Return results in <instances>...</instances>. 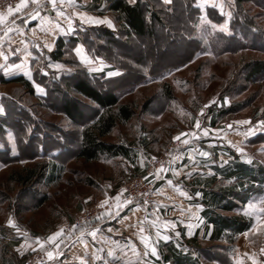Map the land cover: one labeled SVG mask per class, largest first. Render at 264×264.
I'll list each match as a JSON object with an SVG mask.
<instances>
[{
	"label": "rangeland",
	"instance_id": "374dc122",
	"mask_svg": "<svg viewBox=\"0 0 264 264\" xmlns=\"http://www.w3.org/2000/svg\"><path fill=\"white\" fill-rule=\"evenodd\" d=\"M195 5L199 13L193 24L192 36L198 40L199 49L187 58L189 60L184 57L192 43L176 32H165L163 25L156 23L150 25L152 31L149 36L124 38V44L109 47L102 30L113 29L115 24L110 13L102 7L103 11L96 9L92 12L101 13L99 19L107 18L112 26L95 24L94 27L100 28L98 37L91 28L93 26L82 23L80 18L72 22L71 30L66 25L67 36L75 37L78 43L69 42L64 60L46 67L45 81L51 87L49 105L41 104L38 95H29L15 84L2 85L6 95L18 98L22 111H17L15 119L16 111L11 107V117L0 118V264H24L32 255L43 252L49 236L60 232L62 226L71 223L83 208L92 205L110 207L109 212L112 213L108 217L113 218L109 220L111 226L107 229H110L111 236L105 233L99 236L98 231H94L93 236V231H89L93 222L75 228L69 236L60 237V242L54 247L60 246L58 253L61 251L65 257L62 264H129L117 256L121 252L109 250V237L127 241L126 237L134 238L139 233L137 224L142 225L139 220L118 223L121 216L135 206L149 221L152 220V224L163 222L174 225L172 221L178 217L185 225L197 219L195 208H189L184 200L154 199L158 186L153 190L149 208L142 207L138 202H123V188L132 178L126 179L127 172L120 162H85L75 157L76 139L81 127L98 110L89 100L78 97L86 118L84 121L73 123L61 112L63 99L73 96L65 81L74 77H84L103 90H113L119 95L120 102L134 106L133 117L127 123L117 125L106 139L135 144L139 143L138 137L144 135L148 138L151 155L147 163L151 158L163 155L174 138L180 137L177 139L178 146L169 153L156 182L164 176L165 169L172 165L171 161L175 160L178 152L183 151L191 155L185 158L188 164L181 172L178 170L173 175L169 174L177 180L179 175H202L203 169L199 164L206 158L201 155L204 148L218 149L216 159L220 164L233 159L226 152L227 148L243 163L250 164L247 162L250 159L251 163L264 166V74L250 79L246 76L249 63H264V9L247 0H195ZM84 10L91 12L89 6ZM173 10L176 21L182 23L186 14L181 3ZM166 13L162 12L163 19L170 24L173 14ZM85 14L92 17L88 15L90 13ZM243 21L253 25L242 26ZM225 23L227 31L221 30ZM78 46H83L88 62H82L77 56L75 48ZM139 57L141 62H138ZM109 58L113 63L107 61ZM57 64L62 67H55ZM145 65L150 73L146 72L144 76ZM118 66L127 68L126 79L109 85L108 80L124 73ZM109 72L120 74L109 76ZM166 85L170 96L165 94ZM40 88L43 90V87ZM146 100L149 102L145 106ZM197 121L199 128L196 127ZM240 121L249 123L241 124ZM204 130H207V135H204ZM185 140L188 143H184ZM61 146L65 148L61 149ZM237 148L243 151L238 152ZM211 157L214 165L212 153ZM61 162L60 174L52 183L43 177L23 186L11 178L13 173H20L24 168L39 163L46 166L57 163L60 166ZM190 165L195 166L190 168ZM48 171L49 167L45 175ZM122 176H125L124 179ZM261 197L264 198V192ZM257 202L259 205L255 204ZM257 202L243 206V213L251 220L250 229L246 232V239L249 240L259 235L264 238V225L254 230L258 225L257 217L264 220V211H261L264 199ZM160 212L162 218L159 217ZM131 217L134 218V215ZM9 219L13 225L8 224ZM260 242L264 243V240L256 243L253 240L255 253L244 254L245 259L238 260L253 264L250 257L254 256L258 264H264ZM203 246L210 245L204 243ZM216 246L209 249L218 253ZM234 249L233 245L229 251L231 262L233 258L230 255H236ZM220 257L225 262L224 257ZM41 264L60 262L47 258ZM205 264L213 263L205 261Z\"/></svg>",
	"mask_w": 264,
	"mask_h": 264
},
{
	"label": "trees",
	"instance_id": "16d2710c",
	"mask_svg": "<svg viewBox=\"0 0 264 264\" xmlns=\"http://www.w3.org/2000/svg\"><path fill=\"white\" fill-rule=\"evenodd\" d=\"M247 1H251L256 6L264 9L263 0ZM180 3L186 14L182 23L176 21L177 19L173 12V9L180 7ZM102 7L111 14L115 24L114 29H101L109 47L116 46L118 43L124 44V38L149 36L150 31H152L150 25L156 23L163 25L165 32L169 34L176 32V34L182 35L185 41L192 43L185 54V60H189L187 58H190L199 49L198 40L192 36L193 24L199 13L195 0H170L169 3H165L163 0H135L134 2L129 0H91L89 10H102ZM162 12L173 14L170 16V24L172 25L166 24L167 22L163 19ZM246 19L252 21L251 18ZM250 24L253 25V23L243 21L240 25L249 26ZM91 28L96 31L98 37L99 26ZM71 41L78 43L75 37L58 36L53 49L42 58L44 61L41 62L42 59H39L35 64L33 82L43 87L45 91L44 95L39 96L43 105L48 102V96L51 92V87L45 81L46 74L44 72L46 67H50L53 62H62L64 60L66 46ZM107 61L113 63L110 58ZM141 61L142 58L139 57L138 62ZM146 66L143 67L146 70L142 69V75L144 76L146 72L150 73ZM119 68L124 73L108 80L109 85L126 79L127 74L125 72L127 68ZM262 74H264V63L254 62L248 64L247 78H254ZM142 77L139 79H142ZM1 82L5 84L16 83L18 88H23L29 95H36L33 83L22 75L9 79L2 78ZM65 85L69 87L73 96L63 99L60 104V110L69 121L76 123L86 119L78 97L89 100L98 110L89 119L90 121L81 127L79 137L76 139L77 150L75 157L85 162L108 160L117 156L129 158L132 151L128 146L133 143L118 140L110 141L106 137L117 125L127 123L133 117L135 113L134 106L130 103L120 102L119 95L115 91L103 90L84 77H74L70 81L66 80ZM164 89L166 96H170V90L167 85ZM11 97L10 95L2 97L4 114L0 116L1 119L11 117V107H14L16 111L15 119L18 116L17 111L19 113L22 111L20 108L21 102L18 98L13 99ZM148 102L146 100L144 105L146 106ZM49 104L50 102L47 103V105ZM138 138L139 143L135 142V144L143 145L149 150L148 138L144 135ZM62 148L64 149L65 147L61 146ZM215 149L211 150L215 159L212 169L215 172L209 178H203V174L195 177L196 173L190 174L189 177L187 175L181 177L184 188L191 196V199L187 200V204L200 206L199 214L202 218L204 233H208L206 242L210 246H202L201 242L196 238V234L193 237L184 238L179 243H173L172 241L161 243L157 250L158 257L155 259L157 264H205V261L213 264H231L229 257L230 248L235 244L239 235L250 229L251 220L243 213V206L253 197L263 194L264 166L254 163H243L238 160L237 155L233 151L227 148L226 152L233 159L225 164H220L216 159L218 149ZM221 150L222 153L226 154L224 149L221 148ZM51 151L52 148H50L49 152ZM62 165V162L60 166L57 163H52L50 166L39 163L33 167L24 168V171L20 173H13L11 178L23 186L31 183V181L41 180L43 177L48 183H52L59 176ZM48 167V174L45 175ZM217 174H220L221 177H218ZM140 175L133 174L131 178ZM158 184V182H155L154 188ZM219 242H225V245L216 246L218 253H213L209 248H213ZM220 256L224 257L225 262Z\"/></svg>",
	"mask_w": 264,
	"mask_h": 264
},
{
	"label": "crops",
	"instance_id": "0c3cea01",
	"mask_svg": "<svg viewBox=\"0 0 264 264\" xmlns=\"http://www.w3.org/2000/svg\"><path fill=\"white\" fill-rule=\"evenodd\" d=\"M90 2L91 0H72V2L69 3L68 0H63L62 3L61 0H56L54 6L51 0H40V2L35 5L26 2L19 11H16V6L20 4L18 3L10 7L13 9L11 14L8 13L9 8L5 12L0 13L4 16L3 23H0V107L3 108V113H0V116L4 114L2 97L7 96L4 88H2V85L5 83H2L1 79H9L22 75L33 83L36 95H44V89L42 92H38L36 90L35 83L33 82V70L35 69V64L40 59V57L46 56L53 49L55 40L58 36L69 35L68 29L66 27L69 18H71L73 23H75V19H79L78 14H85L86 12L90 13L88 15H91L94 18H99V14L84 10L86 6H90ZM73 11L75 12V15H73ZM58 12H62L64 15H57ZM91 25L94 26L95 24ZM114 28L115 26L113 29ZM8 29L12 30L9 31ZM5 56H7L6 60L4 59ZM29 76H31V79H29ZM12 84L18 86L16 83ZM128 147H130L132 151V154L129 158L117 156L115 158L108 159L111 162L115 161L121 163L123 170H125L128 175L126 179H129L133 174H143L148 160V155H150L148 154L149 150L143 145L130 144ZM211 150V148H204V152H208L210 155L204 158L202 163H197L199 164V167H202L203 169V178H209L210 175L215 172V170L212 169L213 163L211 160ZM185 152L186 151L181 153L178 152L177 156L174 158L175 160L171 161L172 165L165 169V174L158 181V187L155 189L156 192L154 193V199L175 200L178 198L184 200L186 204L187 200L191 199L189 192L183 186V181L181 180L182 175H179L180 179L178 180L170 177L171 174L173 175V172L175 173L178 170L181 172L182 169L188 164L189 161H186L185 158H190L191 155L189 156V152L188 154H184ZM193 166L190 165L189 167L192 168ZM198 175H200V173H196L195 177ZM217 176L221 177L220 174H217ZM122 177L124 179L125 176ZM169 180L172 181L171 184L168 183ZM182 193H187V195H182ZM261 195L253 197L244 206H248L253 202L260 201V199L263 200L264 198H262ZM255 204L259 205L258 202ZM187 206L189 208H195L197 213L196 221L188 222L183 225L179 219H177L178 217H176V219L172 221L174 227L172 224L168 225L167 223L165 224L163 222L152 224V220L149 221V219H147V217L144 216L141 211H137L136 206L132 208L133 210L128 209L127 212H125L126 214L124 213L125 215L121 216V219L118 221V223L120 224L121 222L125 223L139 220L140 223H142V225L137 224L139 233H136L134 238L126 237L129 239L127 241L121 239L120 237L116 239H114V237H109L111 239L109 250H118V252H121L118 253L119 255L117 256L124 258V260L128 261L129 264H157L155 259L158 257V254L153 256L151 253V247L153 246L158 250V246L161 243L168 241L179 243L184 238L193 237L195 234L202 246L204 243L208 244L206 242L208 233H204L202 218L199 214L200 206L189 204H187ZM110 212L97 219V221L93 222L89 227V231H98L97 235L99 236H103L102 233H105L107 236H111V234H109V232H111L110 229H107L111 226L109 224V220H112L113 218L108 217ZM131 215H134V218L131 217ZM162 216L163 215L160 212L159 217L162 218ZM176 216L179 215L176 214ZM116 229L117 231L119 230L118 228H115L114 230ZM141 229L143 231H141ZM119 231L122 232L121 230ZM177 233H179V235H177ZM165 235L169 237L167 241L162 238ZM141 236L148 237L149 246L147 248L142 242ZM260 239L264 240L261 235L253 236V239L250 237V240L246 239V232L239 235L234 244L236 255H230L233 258L231 264H236L238 259L244 260V254L255 253V247L252 246L253 240L254 243H256ZM217 245L220 247L224 246L225 242H219ZM59 247L60 246L56 247L54 251H52L54 253L53 259L59 261L60 264H62V262L65 260V257L62 255L63 253L61 254V251L58 253ZM259 248H264L263 242H260ZM245 262H243V264H245Z\"/></svg>",
	"mask_w": 264,
	"mask_h": 264
},
{
	"label": "built area",
	"instance_id": "2783aa9c",
	"mask_svg": "<svg viewBox=\"0 0 264 264\" xmlns=\"http://www.w3.org/2000/svg\"><path fill=\"white\" fill-rule=\"evenodd\" d=\"M26 2L37 4L40 0H26ZM20 3V0H0V13L5 12L8 8ZM178 146L177 139H174L172 143L166 148L163 155L153 157L147 163L144 174L132 178L123 188L121 194V200L127 203L138 202L142 207L149 208L150 198L154 190V185L156 182V177L159 175L162 167L165 165L169 153L172 152ZM110 210L108 206L92 205L90 207L83 208L80 213L73 219L71 223H67L62 226L60 233L54 241H47L44 246V251L36 253L26 259L24 264H41L47 260V252L52 251L55 245L60 242V237L69 236L71 232L78 227H82L92 221H95L104 215H106Z\"/></svg>",
	"mask_w": 264,
	"mask_h": 264
},
{
	"label": "snow or ice",
	"instance_id": "6c2138e0",
	"mask_svg": "<svg viewBox=\"0 0 264 264\" xmlns=\"http://www.w3.org/2000/svg\"><path fill=\"white\" fill-rule=\"evenodd\" d=\"M33 2L35 3L36 0H33ZM51 2H52L53 5L55 6V2H56V0H51ZM61 2L63 3V0H61ZM68 2L71 3L72 0H68ZM130 2H134V0H130ZM164 2H165V3H168L169 0H164ZM207 2H209V0H207ZM25 3H26V0H20V4H18V5L16 6V11H19L20 8H22V7L25 5ZM12 11H13L12 8H9V9H8V13H9V14H11ZM57 15L63 16L64 13H62V12H58ZM78 15H79V18L81 19L82 23H88V24H102V23H103V24H107V25L110 26V27L112 26L111 21L108 20L107 18H104V19L94 18V17L87 16V15L84 14V13H80V14H78ZM229 16H230V14H229ZM3 21H4V16H3L2 14H0V23H3ZM68 28H69V30L72 29V20H71V18L68 19ZM8 30L11 31L12 29H8ZM221 30H224V31H227V30H228V29H227V23H225V25H222V26H221ZM75 52H76L77 56L80 58V60H81L82 62H88V57L84 54L83 46H78L77 48H75ZM4 59L6 60V59H7V56H5ZM55 67H57V68H61L62 65L57 64V65H55ZM119 74H120V73H118V72H117V73H112V72H109V73H108L109 76H112V75H119ZM29 79H31V76H29ZM35 87H36V89H37L38 91H43V90L40 88L39 85H35ZM0 113H3V108H2V107H0ZM239 123L243 124V123H249V122H248V121H240ZM262 125H264V122H262ZM196 127H197V128L200 127L199 121H197V123H196ZM229 127H231V125H229ZM207 134H208L207 130H204V135H207ZM174 139H180V137L177 136V137H175ZM184 143H188V141L185 140ZM237 151H238V152H242L243 150L240 149V148H237ZM201 155H203V156H205V157H208L210 154H209L208 152H202ZM247 162H248V163H251V160L249 159ZM224 163H227V161H224ZM161 170H163V169H161ZM168 183L171 184L172 181L169 180ZM182 195H187V193H182ZM197 195H199V193H197ZM117 199H119V197H117ZM104 203L106 204L107 201H104ZM125 203H127V201H126ZM250 207H254V206H250ZM261 211H264V209H261ZM257 221H258V225H257V227H256L254 230H259V226L264 225V220H261L260 217H257ZM8 224H9V225H13V221H12L11 219H9V220H8ZM166 226H167V225H166ZM173 227H174V225H173ZM141 231H143V230L141 229ZM189 234H191V233H189ZM60 235H61V233H60V232H57V233H55L53 236H49V237H48V240H49V241H54V240H55L58 236H60ZM92 235L95 236V232H93ZM158 235H159V233H158ZM177 235H179V233H177ZM162 238H163L165 241H167V240L169 239V237L166 236V235L163 236ZM141 240H142V242L145 244V247L147 248V247L149 246V240H148V237L141 236ZM261 251L264 252V249H261ZM151 253H152L153 256L157 255V249H156L154 246L151 247ZM145 254H147V253H145ZM109 255H112V253L109 252ZM47 257H48L49 260L53 259V257H54V253H53L52 251H48V252H47ZM250 259H252L253 264H257V261H256V259H255L254 256H253V257H250ZM236 264H243V262L240 261V260H237V261H236Z\"/></svg>",
	"mask_w": 264,
	"mask_h": 264
}]
</instances>
